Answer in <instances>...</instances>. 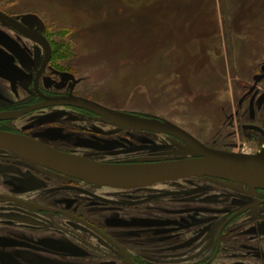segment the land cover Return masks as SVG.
Instances as JSON below:
<instances>
[{"label":"flooded vegetation","instance_id":"af4514ba","mask_svg":"<svg viewBox=\"0 0 264 264\" xmlns=\"http://www.w3.org/2000/svg\"><path fill=\"white\" fill-rule=\"evenodd\" d=\"M0 11V131L102 163L192 158L180 137L76 104L169 121L209 148L264 156V47L203 135L98 99L40 18ZM102 111V110H101ZM0 264H264V187L192 175L99 185L0 148Z\"/></svg>","mask_w":264,"mask_h":264},{"label":"rangeland","instance_id":"374dc122","mask_svg":"<svg viewBox=\"0 0 264 264\" xmlns=\"http://www.w3.org/2000/svg\"><path fill=\"white\" fill-rule=\"evenodd\" d=\"M0 8L40 15L101 101L200 135L217 132L232 77H246L264 47V0H0Z\"/></svg>","mask_w":264,"mask_h":264},{"label":"water","instance_id":"95a60500","mask_svg":"<svg viewBox=\"0 0 264 264\" xmlns=\"http://www.w3.org/2000/svg\"><path fill=\"white\" fill-rule=\"evenodd\" d=\"M0 17L15 21L0 11ZM23 19L40 18L33 13ZM76 104L119 117L128 124L175 135L191 148L192 158L155 159L147 163H102L65 153L22 135L0 131V148L13 151L61 173L99 185L134 187L192 175H210L264 187V156L226 152L207 147L179 126L156 118H140L105 109L99 103L78 98ZM102 110V111H101Z\"/></svg>","mask_w":264,"mask_h":264}]
</instances>
